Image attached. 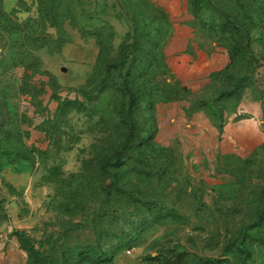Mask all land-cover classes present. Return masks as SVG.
Here are the masks:
<instances>
[{
  "label": "rangeland",
  "instance_id": "rangeland-1",
  "mask_svg": "<svg viewBox=\"0 0 264 264\" xmlns=\"http://www.w3.org/2000/svg\"><path fill=\"white\" fill-rule=\"evenodd\" d=\"M55 5L57 35L30 42L48 7L0 0L19 28L0 17V247L27 264H264V0L179 17L158 0Z\"/></svg>",
  "mask_w": 264,
  "mask_h": 264
},
{
  "label": "trees",
  "instance_id": "trees-1",
  "mask_svg": "<svg viewBox=\"0 0 264 264\" xmlns=\"http://www.w3.org/2000/svg\"><path fill=\"white\" fill-rule=\"evenodd\" d=\"M210 1L211 0H190V10L191 12L192 11H195L194 9H198V11H203L204 9V6L206 4H210ZM56 0H39V5L40 7L42 8L43 6H47L48 9L47 11L49 12V17H46L43 15V12L41 11V16L39 19L37 20H29L26 22V38H28V40L30 42H32L33 40L37 39V36L39 31H41L42 29V26L43 27H46V25L48 24V31L49 29L51 28H55L57 30L58 27H60L62 25V22L67 19H62V20H57L56 17H55V13H56ZM43 15V16H42ZM0 17L3 19V29L5 31V33L9 34V35H15L19 32V28H17L15 22L13 21V14H7L5 13L4 11H1L0 10ZM82 31V30H81ZM108 31L110 32V35H111V41L108 45V48H107V53L106 54H103L102 52V42H98V46H99V61H98V64L99 63H102V62H105L106 63V60L108 59H112V54H113V44H114V40H115V36H114V28L113 26H109L108 27ZM39 35H42L43 37H48V38H51L53 39L52 36H48L46 34V29H42V32L39 34ZM131 33H128L127 36H126V40L123 42L122 46H120L121 50H120V55L122 57H124V60L122 61V65H121V69H122V75H121V79L122 80V87L126 88V89H129L130 90V86H129V82H128V78L127 76L128 75H124L123 74V70L127 67L128 65V60H129V56L131 55V48L133 46H130V44H128L130 41H131ZM134 45V44H133ZM233 57H236L238 56V53L234 52L233 51ZM131 91V90H130ZM137 99L136 97H134L133 95H130V101H129V104H128V108H127V115H128V118L130 120V123H131V129H130V134H129V139H128V144L132 141V139L134 138L135 134V122H134V118H133V115L135 113V110H136V107H137ZM127 144V145H128ZM120 244L125 247H137L138 246V243L136 241H134L132 238H129V236H126L124 240H121L120 241ZM27 252L29 254H32L33 252L30 251L28 248H26ZM29 256V255H28ZM109 260H105L103 258V255L99 256L98 257V264H101V263H104V262H108Z\"/></svg>",
  "mask_w": 264,
  "mask_h": 264
},
{
  "label": "crops",
  "instance_id": "crops-1",
  "mask_svg": "<svg viewBox=\"0 0 264 264\" xmlns=\"http://www.w3.org/2000/svg\"><path fill=\"white\" fill-rule=\"evenodd\" d=\"M158 2H160V4L163 5V7L166 8L173 17H177V16L179 17L180 15H183L184 12L186 11L189 0H158ZM186 60L190 61V58L187 57ZM204 69L212 70V68H209V67L205 68V66H201V69L199 71H202ZM15 252L18 253L23 260L20 264L28 263L29 257L26 254V252L23 251L22 249L8 251L4 247H0V255L2 257H6L8 253L13 254Z\"/></svg>",
  "mask_w": 264,
  "mask_h": 264
},
{
  "label": "water",
  "instance_id": "water-1",
  "mask_svg": "<svg viewBox=\"0 0 264 264\" xmlns=\"http://www.w3.org/2000/svg\"><path fill=\"white\" fill-rule=\"evenodd\" d=\"M48 34L56 36L57 30L55 28H51V29H49Z\"/></svg>",
  "mask_w": 264,
  "mask_h": 264
}]
</instances>
